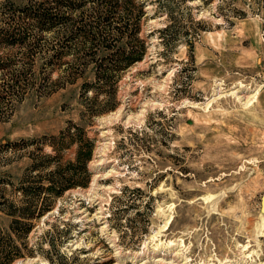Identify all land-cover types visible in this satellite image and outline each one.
Masks as SVG:
<instances>
[{"label":"rangeland","instance_id":"374dc122","mask_svg":"<svg viewBox=\"0 0 264 264\" xmlns=\"http://www.w3.org/2000/svg\"><path fill=\"white\" fill-rule=\"evenodd\" d=\"M132 1L108 22L125 28L127 11L141 57L118 60L103 85L102 57L129 36L70 51L24 17L47 0H0V34L31 35L0 42V236L20 249L7 264H264V0ZM78 131L87 184L49 196L17 238L7 205L46 188L34 163L75 161ZM62 133L74 136L57 150Z\"/></svg>","mask_w":264,"mask_h":264},{"label":"trees","instance_id":"16d2710c","mask_svg":"<svg viewBox=\"0 0 264 264\" xmlns=\"http://www.w3.org/2000/svg\"><path fill=\"white\" fill-rule=\"evenodd\" d=\"M119 2L120 0H47L46 4L44 2L37 3L36 5L28 4L27 6H25L23 14L26 19H30L35 23H39L40 26H48V29L54 36V40L57 43L60 42L63 47H70V51L72 50L71 47H75V43L78 38H81L83 41L89 42L90 45L92 43H95L98 45H105L107 47L111 44V42H117V40H122L123 37L125 38V36H129L132 41L130 39L129 40L133 42L132 45L120 41L125 43V46L115 48L112 57L108 58V55L102 57V61L105 62L98 65L102 75L100 74L96 77V82L98 84L105 85L107 84V82H109L107 78V70L115 67L118 63V60L126 65H129L137 58L141 57L139 53L138 55H136L133 51L134 43L137 44L138 42L139 44V39L136 37L137 29H135L134 27V30L132 26L126 24V18L128 20L127 11L123 12L127 16L122 17L125 28L108 22V16H112L117 8V3ZM121 3L123 8L125 9L129 8V4H131V6L133 5L132 0H123V2ZM82 6L85 7V11L88 13V18L96 19L94 22H86V16H84L83 14L75 15V17H66L65 15L60 14L61 10L63 11L64 9H70L75 12L77 11L78 13H85V11H81L82 9H80L82 8ZM138 11H140L139 15L143 14L141 3H139L138 5L137 13ZM101 14H104L105 17H102ZM166 27H168V25ZM41 28L43 29V27ZM14 30L15 29H11L8 31V33L2 32L0 34V42L6 40L7 43L10 42L11 44H23L27 39H30L31 35L29 33V29H24L22 30V35L16 37V39L14 38L9 41L10 39L7 38H9L10 36H17ZM109 34H111L112 36H110ZM110 39H112V41H110ZM17 76L15 78L12 75V78L10 80L18 82L17 80L19 79L17 78ZM79 133V139H73L75 143H78L75 153V161H67L61 167L51 165L52 163L50 161L49 164L47 163V161H45L43 165L40 166L35 165L34 163L33 169L39 173V176L41 175L44 179L47 180L46 188L42 189L41 186H25L23 191L26 195V198H24L22 204L17 205L13 202H10L9 205H7V208L9 209V211L7 212L13 216L10 223V228L13 232H15L17 238L19 237V239H21L22 236L25 237L33 227L32 220L37 219L39 216H41L45 210H49L52 208L53 202L50 201V199L48 198L49 196H58L72 186L87 184L89 179V172L86 168V162L90 156L89 154L91 145L88 142L89 140L84 137L83 133ZM67 136L72 140L74 134L69 133L66 135L65 133H62L59 137V140L53 143V148L59 150L60 148H65V145H69V142H67L66 144L62 143L63 140L67 138ZM59 143H61L60 147L58 146ZM49 157V155L45 156L46 159H48ZM74 164L76 166H72ZM71 175H75L77 179L73 181V177ZM27 190H30V193H28ZM40 195L44 196L43 201L38 202L37 198ZM122 198H119L118 201H127L130 196L128 195L127 197L123 199ZM126 205L127 207H130V205H128V202ZM19 252L20 249L18 245L15 244V240L11 235L5 234L2 235V237L0 236V264L9 263L14 257L20 254ZM60 257L62 258V256ZM48 259L50 262L49 257ZM51 262L54 261L51 260Z\"/></svg>","mask_w":264,"mask_h":264},{"label":"water","instance_id":"95a60500","mask_svg":"<svg viewBox=\"0 0 264 264\" xmlns=\"http://www.w3.org/2000/svg\"><path fill=\"white\" fill-rule=\"evenodd\" d=\"M260 210L264 213V194L261 196Z\"/></svg>","mask_w":264,"mask_h":264},{"label":"bare ground","instance_id":"6f19581e","mask_svg":"<svg viewBox=\"0 0 264 264\" xmlns=\"http://www.w3.org/2000/svg\"><path fill=\"white\" fill-rule=\"evenodd\" d=\"M112 116V115H111ZM105 147V146H104ZM102 150V149H101ZM170 221V216H168L164 222V228L166 227V225L169 223ZM171 240V239H170ZM181 243V242H180ZM183 252V251H182ZM148 256V255H147ZM175 256V255H174ZM158 257V256H157ZM188 258V257H187ZM153 261V260H152ZM161 261V260H160ZM185 261V260H184ZM140 264V263H139Z\"/></svg>","mask_w":264,"mask_h":264}]
</instances>
